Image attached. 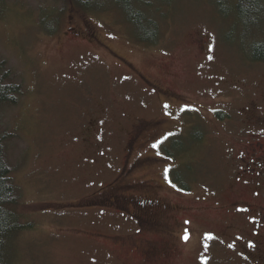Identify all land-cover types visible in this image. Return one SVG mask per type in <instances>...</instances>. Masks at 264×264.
I'll return each mask as SVG.
<instances>
[{
	"label": "rangeland",
	"instance_id": "374dc122",
	"mask_svg": "<svg viewBox=\"0 0 264 264\" xmlns=\"http://www.w3.org/2000/svg\"><path fill=\"white\" fill-rule=\"evenodd\" d=\"M114 1L60 11L56 0H0V72L19 89L0 100V131L10 133L12 207L23 224L5 240L4 260L264 264V227L255 226L264 214V49L255 47L264 13L242 21L237 0H134L133 13L155 22L142 41L138 20ZM70 15L77 29L93 23L100 42L66 30ZM152 116L156 130L127 149L132 121ZM127 193L163 202L152 207L155 224L140 226ZM146 239L167 255L143 262L135 245Z\"/></svg>",
	"mask_w": 264,
	"mask_h": 264
},
{
	"label": "flooded vegetation",
	"instance_id": "af4514ba",
	"mask_svg": "<svg viewBox=\"0 0 264 264\" xmlns=\"http://www.w3.org/2000/svg\"><path fill=\"white\" fill-rule=\"evenodd\" d=\"M58 1L60 4H61V9L60 11H63L67 8L68 6V9H70V4H76V2L74 0H56ZM67 2H69V5H67ZM82 10H85L83 9L82 7H80ZM53 17V15L51 14H47L45 16L42 17L43 21H42V26H43V29L46 30L47 33L51 34V30H50V27H47V22H46V19L47 17ZM59 16V15H58ZM71 15L68 17V24L66 25V30L68 31H71V32H74V34L76 35L75 38H78V37H86L89 41H94V42H100L99 41V33L98 31L95 29H92L93 28V23H91L90 21L88 20H85L83 23L80 24L79 26V29H77L74 25L71 24ZM51 21V20H50ZM52 26H54L52 24ZM58 25H56V28H57ZM53 29V28H51ZM83 31L85 32V36L83 35ZM65 33V32H64ZM7 72L6 71H2L0 72V85H7V86H12V89H14L15 87V84L12 83H9V78L7 76ZM147 81V80H146ZM150 82V81H148ZM163 91V89L161 90ZM15 94L14 92H10V93H6L2 96H5V97H8L10 101H14V99H16L15 97ZM163 105H166L165 103H162ZM167 106V105H166ZM169 109V107H165V111H167ZM97 122V119L96 118H93L91 117L90 119H86L85 120V123H83V131L85 133V135L90 132L92 130V128H94V125L96 124ZM160 122V120L158 119V117H155V116H152V117H148V118H145V117H137L135 119V121H132V123L130 124V127H131V130L128 132V147L127 149H132V143L135 139H144L146 140L147 137H148V131H155L156 129L153 128L156 124H158ZM176 133V128L175 130H171V131H168L166 132L164 135H163V138L161 139L162 141H167V140H172V138H174V134ZM152 139H154L155 137V133H153V135L151 136ZM160 141H158L157 143H159ZM130 149V150H131ZM251 151L253 154L254 151H255V147H251ZM259 157H255V159H258ZM138 159L140 161H145L146 159L147 160H154V161H157L159 160L158 156L157 155H154V154H148V155H139ZM260 159V158H259ZM254 162L258 163L259 161L255 160ZM126 165V162L125 164L121 167L123 169H125V172L126 170L130 169H126L125 167ZM146 181V180H145ZM142 184V183H140ZM108 186L111 187V190H115V187H113L114 185L112 184H109ZM132 186V185H131ZM152 186H153V183H152ZM109 189V188H108ZM110 190V189H109ZM124 190H130L129 187H125ZM121 199L125 196V193H116ZM129 193H127V196H126V199L124 200L125 203H128L130 205H132L135 209V211L133 212L134 216L140 220V226H147V225H153L155 224V213H156V209H152V207H164V204L163 202H158V198L156 199H153V198H150L148 197L147 195H128ZM115 195L114 193L112 194V197L113 199ZM135 198V200H134ZM109 200V198H108ZM103 203H104V200H102ZM112 203H114L116 205L115 202L111 201ZM133 202V203H132ZM155 203V204H154ZM116 207L119 209V210H123L126 206H123L121 204H118L116 205ZM263 209V208H262ZM255 226L256 227H264V214H261V217L259 216L258 218V222L256 221L255 223ZM258 229V228H256ZM259 230V229H258ZM146 241L148 242V246L147 248H140L139 245H135L136 247V251L139 252V254H141L143 256V259L145 263L147 262H152L155 260V258L157 259L158 257H161V256H164V255H167L166 252L168 253V247L166 245L163 244V247H160V245L158 244H155L154 241H151L149 239H146ZM249 259V258H248ZM250 260V259H249Z\"/></svg>",
	"mask_w": 264,
	"mask_h": 264
},
{
	"label": "trees",
	"instance_id": "16d2710c",
	"mask_svg": "<svg viewBox=\"0 0 264 264\" xmlns=\"http://www.w3.org/2000/svg\"><path fill=\"white\" fill-rule=\"evenodd\" d=\"M74 1L78 6L82 7L83 9L90 8L91 10L100 11L102 9L108 8L105 3L103 4L104 0ZM116 2L123 8V10L126 12L125 14H127L128 16H132L138 20L136 22L132 21L139 30L137 34L138 38L142 41H151L152 38L149 37V33L154 32L155 25V22H153L151 16L146 13L139 14V11L137 10L133 13L132 9L139 10V8L135 5L136 3L134 0H116ZM141 3L146 4L147 1H141ZM234 8L237 17L240 18L242 21H245L246 16L250 15L252 12H256L260 15L264 13V0H237ZM128 18L130 19V17ZM129 21H131V19ZM138 23L140 25L139 27L137 26ZM143 23H145L146 26H143ZM255 47L258 48V53H260L259 51L261 48L264 49V45L256 44ZM259 56L264 57V53H260ZM9 81L11 85L12 83H15L12 80ZM5 92L17 93L19 92V89H16L15 87L14 89H12V86L0 85L1 101H5L4 99L8 98L2 96L5 94ZM9 136V132L0 131V264H7L4 260L2 252L5 245V240L9 238V235H13L17 229L23 226V224L18 221L19 214L12 207L19 197V191L10 176V173L14 170L15 166L9 161L8 158V146L5 143V139Z\"/></svg>",
	"mask_w": 264,
	"mask_h": 264
}]
</instances>
